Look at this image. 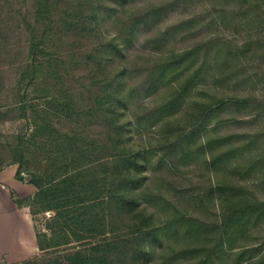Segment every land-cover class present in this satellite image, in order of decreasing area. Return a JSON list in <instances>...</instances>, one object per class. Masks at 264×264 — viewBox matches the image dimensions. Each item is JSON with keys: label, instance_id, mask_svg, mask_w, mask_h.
<instances>
[{"label": "rangeland", "instance_id": "rangeland-1", "mask_svg": "<svg viewBox=\"0 0 264 264\" xmlns=\"http://www.w3.org/2000/svg\"><path fill=\"white\" fill-rule=\"evenodd\" d=\"M97 1L56 3V15L47 19L54 29L47 44L65 56L50 69L53 75L37 71L33 79L26 62L30 30L35 28V0H0V169L16 165L21 177L28 181L39 178L44 183L50 176L70 170V163L91 161L86 176L97 177L100 186L105 174L111 178L110 172L118 165L111 163L116 153L112 143L85 153L68 150L70 146L81 150L88 139L120 136L127 153L137 155L129 165L141 207L147 208V214L153 213L156 223L170 224L176 218L184 222L143 240L152 243L149 264H201L204 254L210 255L205 264H264V215L238 231L227 227L232 198L237 200L242 193L264 200V165L239 166L249 154L264 153V0H108L103 6L110 16L92 33L85 27L83 15ZM101 36L115 37L117 44L112 48H120L107 61L104 51H96L104 42ZM194 47L199 50L192 66L181 76H170L174 83L193 73V92L198 99L210 101L207 98L213 96V100L251 101L245 106L225 105L212 116L209 126L189 138L193 108L186 111V100L171 117H164L158 108L174 91V83L166 76L150 86L148 75L163 56H174L177 61L181 53ZM218 50L223 54L220 61L227 60L225 65L217 61ZM28 64L36 65L34 60ZM120 73L127 96L110 108L112 97L105 99L102 89ZM66 105L73 110H63ZM109 123L116 131L123 127L122 132L106 129ZM255 133L261 138L248 144ZM211 138L215 139L211 149L203 148L201 143ZM229 145L234 150L213 168L212 152H225ZM216 177L225 181L223 200L213 191ZM71 184L79 194L87 192L83 175L66 183ZM25 199L21 204L28 205ZM31 211L37 227L47 230L44 221L49 212H40L36 205ZM134 214L138 213H129L127 221ZM119 232L143 239L130 228ZM227 236L222 247L220 240ZM73 246L83 248L76 243L51 251L57 256ZM43 253L45 256L21 264H44L53 258L48 257L50 251Z\"/></svg>", "mask_w": 264, "mask_h": 264}, {"label": "trees", "instance_id": "trees-1", "mask_svg": "<svg viewBox=\"0 0 264 264\" xmlns=\"http://www.w3.org/2000/svg\"><path fill=\"white\" fill-rule=\"evenodd\" d=\"M58 1L35 0L34 2L36 7V21L33 25L35 28L30 30L32 34L29 40V60H34L36 65L34 64L32 67V64H28L29 60L26 62L28 67L27 71L33 72V79L34 75H36L35 72L45 70L49 72L51 68L56 67L58 60L65 56L64 52L57 50L56 47L52 49L51 47L53 45L47 44L51 40V32L54 30L52 25L48 24L47 19L52 15L54 16L55 11L53 7L56 8ZM97 2L98 4L95 7H88V12L83 15V19L87 25L85 27L90 29L92 33L94 31L97 32L98 27L101 28V20H107L108 16H110L109 11L103 6V2L107 3L108 0H98ZM39 21L46 22L42 25L39 24ZM78 27L80 28V26ZM65 28L67 29L68 27ZM58 31H63V29L58 27ZM101 38L104 39V42H100L99 49H96V51H104V58L107 61L112 55L114 56V51L120 48L118 46L112 48L113 44H117L115 37L108 38L101 36ZM50 49H52V52H50ZM198 50L199 47H194L192 50L189 49L181 53L177 61L174 56H163L161 62L155 65L156 68L148 75V81L151 82V84L149 82L150 86L156 85L158 81H161L166 76L171 83H174V80L170 76L173 74L174 77L175 75L181 76V72L184 73L185 69L191 67V60L196 56ZM224 50L227 52L225 48ZM221 52V50L217 51L216 58L220 65H223V63L225 65L227 60L220 61L223 56ZM99 60L103 62L101 57ZM178 69H180V74L177 72ZM49 73L54 74V71ZM195 80L196 75L193 73L183 78L181 77V79H176L175 83L171 86L174 91L169 97H165V100L158 108L164 112V117H171L172 113L176 112L175 108L177 109V106L180 107L187 100L189 106L186 111L188 112V110L193 108V112L191 113L192 122L188 133L189 138L198 136L203 127L209 126L208 123L212 116L225 105L235 104L237 106H245L247 102L251 101V99L248 100L246 98H216L217 100H213V96L207 98L209 100L211 99L210 101L198 99L193 92L196 86ZM104 85L102 93L105 94H103V97L105 99L112 97L111 100H108L110 102L108 105L110 108H115L116 101L126 99L127 94L122 89L124 86L123 73L118 74L111 81L105 82ZM191 95H194V97L191 98ZM256 101L257 99L253 102ZM260 104L257 103L256 105L258 106ZM63 110L71 111L73 109L69 105H66ZM122 128L118 127V131H116V126H112L111 123L106 124V129H114L119 134L122 132L120 131ZM260 138L261 134L255 133L251 136L248 144H255ZM88 140L84 143V148L81 150L77 146H70L68 151H83L85 153L87 151H96L100 148H107L112 143L116 153L113 154L114 159L111 160V163H114V165L117 163L118 165L114 166L110 172L109 175L112 174L111 178H107L109 176L105 174L104 180L101 181L99 186L98 182L100 180L97 177L86 176L87 167L92 165L93 162L70 163V165L72 164L71 167H67L70 170H62L57 177L50 176L49 180L44 183L39 178L29 180L38 187L39 191L33 199H25L23 202H29L31 206H38L40 212L52 211L55 213L51 220L47 222L51 236H47V234L39 235L41 245L54 244L56 246H67L73 245L75 241L81 243L83 240L86 241L87 238L95 239L98 236L102 237L97 246L89 247L88 249L78 248L76 246L74 248L73 246V248H68L62 256L49 259L44 264H149L150 259L147 254L148 247L152 243L144 242L143 240L146 237L148 238V235L153 236L159 230L167 229L180 221L183 222V220H181L182 218H176L174 222L170 224L168 222L162 225L161 223L155 222V217L152 212L151 214H147V208L141 207V203L138 201L139 188L132 179L134 172L132 166L129 165V162L133 161L137 155L127 153L119 141L121 140L120 136L111 137V135H107L106 139L103 140ZM212 143H215V139L212 141L211 138L201 143V146L203 148L209 146L211 149ZM117 146L120 150H117ZM240 147L242 146H238V148ZM234 148L233 145L232 147L229 145L225 152H212L210 156L211 166L216 168L221 158H227L229 150H234ZM261 152L249 154L248 160L239 166L256 165L258 162L264 165V153ZM20 173L21 171L18 169L17 177L20 180H25V177H21ZM82 175L83 180L87 182L88 186L85 194H79V190L78 188L77 190L74 188V184H71V187L66 185L68 180H75L76 177L82 178ZM58 178L59 180L56 182L55 180ZM216 179V188L213 191L218 194L220 200H223L224 193H226L225 181L219 177H216ZM92 190L94 192L93 194L90 193ZM238 195L237 200L232 198L230 204L232 206V214L227 222V227L233 230V232L238 231L240 226H248V224L260 219L264 215V200L250 199L242 193ZM139 206L141 208H138ZM132 211H136L138 214H134L127 221L126 216ZM116 222H118V225L122 223L124 226L120 228ZM124 228H130V230L134 231L132 234L138 233L137 235L143 239L137 240L127 233L119 235V230ZM227 241L228 236L225 240H220V245L223 247ZM201 259V264H205V261L210 259V255L204 254Z\"/></svg>", "mask_w": 264, "mask_h": 264}, {"label": "crops", "instance_id": "crops-1", "mask_svg": "<svg viewBox=\"0 0 264 264\" xmlns=\"http://www.w3.org/2000/svg\"><path fill=\"white\" fill-rule=\"evenodd\" d=\"M18 166L11 165L0 170V264H21L29 258H41L45 256L43 252H49L48 257L58 258L61 253L53 255L52 251H57L62 246L54 244H43L39 242L40 234L51 236V231L47 227V222L54 216V212L49 211L44 224L47 230L39 229L32 214V206L21 204L22 199H33L38 187L28 180H20L17 177ZM102 236L95 239H86L79 244H83V249L97 246ZM92 241V242H91ZM75 241L74 244H76ZM80 248V246H78ZM52 250V251H51ZM64 251L63 253H65ZM44 254V255H43Z\"/></svg>", "mask_w": 264, "mask_h": 264}]
</instances>
